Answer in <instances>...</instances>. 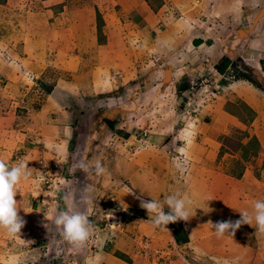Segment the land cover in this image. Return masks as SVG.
Listing matches in <instances>:
<instances>
[{"label":"rangeland","instance_id":"rangeland-1","mask_svg":"<svg viewBox=\"0 0 264 264\" xmlns=\"http://www.w3.org/2000/svg\"><path fill=\"white\" fill-rule=\"evenodd\" d=\"M259 1L264 11V0ZM261 10H252L257 13L255 22L262 16ZM193 25L208 32L204 46L196 48L195 38L192 40L188 32L190 36L173 40L164 50L152 41L154 36L148 29L132 26L111 0H0V130L22 133L21 139L11 137L21 146H0V153L5 151L0 158L10 164L24 160L35 165L38 154L29 152L39 146L34 142V133H44L43 127L55 111L54 104L71 112L73 128L69 138L71 155L61 162L65 164L57 167V160L45 158L48 164L31 169L25 186L27 193L46 195L44 206H32L40 213L35 216L40 221L33 222L38 230L33 238L39 247L31 244L30 229L20 237L8 236L4 238L7 245L0 244V264H104L100 252L112 253L115 239L130 244L143 264H158L161 258L158 260L156 248L150 245L147 212L140 207V200L132 202L125 193L136 191L132 184L144 189L143 199L160 201V192L157 196L153 193L156 183L164 185L168 194L189 193L193 173L201 168L233 180L247 169L257 187L256 196L264 201V149L251 135V129L245 128L255 113L242 102L250 101L249 90L254 91L252 96L257 102L264 101V82L249 73H245L246 78L239 77L232 70L242 72L240 61L246 49L256 47L253 41L263 40L260 37H264V29L256 23L242 24L247 35H239L241 43L231 52L222 48L225 24L217 20L208 26L211 30L203 24ZM117 51L120 55H115ZM263 57L257 59L264 65ZM223 59L232 65L220 73ZM98 76L103 81L101 87ZM237 80L242 82L232 87L231 94L225 86ZM55 91L64 94L54 96ZM222 113L234 116L239 122L237 127L219 125L217 117ZM185 157L187 165L178 169L176 161ZM133 158L143 165L135 176L127 169ZM97 161L107 169L105 174L95 172ZM81 165H87L88 171ZM47 170L53 180L63 175L64 182H49ZM143 175L147 177L146 187H141ZM63 191L67 193L65 199L69 197L68 201L86 211L95 226L93 239L81 249L73 248L58 230L54 231L56 208L63 209L66 202L60 195ZM86 191L93 200L91 206L81 203ZM194 191L202 193L195 186ZM221 193L216 195L218 203L224 201L219 197ZM234 195L228 201L233 210L219 214L220 220L241 219L243 209L237 202L238 194ZM192 210L190 217L196 221L199 209ZM182 224L178 221L184 230ZM183 232L186 234V230ZM233 237L240 249L243 247L240 257L246 258L247 252L251 264H264V256L258 260L249 257L250 252L259 253V247L264 246V235L256 232L255 221L251 226L241 225ZM22 239L24 242L19 241ZM148 251L150 258L146 257ZM194 264L205 263L195 260Z\"/></svg>","mask_w":264,"mask_h":264},{"label":"crops","instance_id":"crops-1","mask_svg":"<svg viewBox=\"0 0 264 264\" xmlns=\"http://www.w3.org/2000/svg\"><path fill=\"white\" fill-rule=\"evenodd\" d=\"M114 7H118L119 12L121 15L127 17L128 22L132 26H144L145 29H148L151 36H154V39L152 41L158 42V45L161 47H164V50L166 48L171 47V43L173 40H178L183 36L189 35L191 32V39L195 38V44L197 45L196 48H200L201 46H204L205 36H207L208 32L200 31L198 28H196V25H193L195 23L203 24L208 30H211L208 26L211 24H215L218 21L222 22L227 26L226 33H224L223 38L225 39V43L222 45L223 50H231V52H234V45L241 43V39L239 38L241 33L246 37V30H243L244 28L241 27L244 23H256L261 28L264 29V11L261 10L262 3H259V0H111ZM261 5V7H258V5ZM260 8L259 14L262 16L258 18L257 22L253 20V18H256L257 13H252V10L255 9L258 12V9ZM222 9V10H221ZM253 15L251 18L252 20H248L249 16ZM177 26V27H173ZM232 26V27H231ZM174 30V31H172ZM189 32V33H188ZM180 33V34H177ZM138 34V32H137ZM180 35V36H179ZM240 35V36H239ZM179 36V39H178ZM190 36V35H189ZM261 36V35H260ZM242 38V37H241ZM263 40L260 42L257 40L251 41L254 46H256L254 49H246V56L242 57V59L250 58L253 61L256 62V64L259 66L260 70H264V65L259 61L258 57L264 56V37ZM204 39V40H203ZM227 39V40H226ZM203 40V41H200ZM151 41V40H150ZM239 42V43H238ZM250 42V43H251ZM207 43V42H206ZM209 45V44H208ZM125 47V44H124ZM119 54V52H115V55ZM264 59V57H263ZM264 61V60H262ZM96 70H93L91 72V75H95ZM264 75V73L262 74ZM99 78V76H98ZM242 81H231L228 82V84L225 86L227 90L232 89L233 86L236 84H239ZM96 86V85H95ZM98 86H103L102 78H99ZM242 90V89H241ZM255 91H259L258 89H255ZM260 92V91H259ZM233 92L231 91V94ZM264 93V92H261ZM64 94V92H61L58 94V91H55V95H61ZM249 95L250 101H245L240 98V96L236 95L239 99H242V102L245 103L251 111L255 113V118L252 121L251 124L248 126H245L247 130L251 129L253 132L251 135H254V137L257 140V143L259 144L260 148L264 149V101L260 102L256 101V97L252 96L254 95V91H250L247 93ZM257 102V103H256ZM55 105V111L52 113L49 117V124L47 125L45 123L44 133H34L36 135L34 137V142L36 144L39 143V146L36 148H31L29 152L31 154H38L37 155V163L34 165H31L29 161L27 162L29 165L28 167L33 170L34 167H42V165L48 164L45 158H49L50 160H57V164L55 166H62L65 163L62 161L64 159L68 160L69 155H71L70 149H69V138L72 134L73 128L71 126V112L69 110H65L63 108H60L59 104ZM41 115V114H39ZM6 119V118H5ZM220 119L221 121H217L223 123V127L227 126L226 124H229V126H236L239 124L238 120L234 118V116L228 114V113H222V115H219L217 117V120ZM220 125V124H219ZM23 129V128H22ZM222 131H226L227 128L221 129ZM1 131V130H0ZM40 131V129L38 130ZM5 132V134H4ZM20 131H12L7 130L1 131L0 135V146L5 147L6 149L9 146H21L18 145V139L22 138L19 137L20 134H22ZM3 133V134H2ZM7 133V134H6ZM19 133V135H18ZM15 136L17 139V142H15V138H11ZM18 135V136H17ZM28 136V135H27ZM41 136V137H40ZM26 138H23V142L25 143ZM15 144V145H14ZM26 144V143H25ZM53 144V145H50ZM9 151V150H8ZM26 153V152H25ZM45 153V154H43ZM47 153H49L47 155ZM1 155L5 154V151H1ZM24 159H27L26 156L23 157ZM139 158V157H138ZM61 161H60V160ZM141 159V158H139ZM0 160H2L0 158ZM6 164L12 165L10 163H7L8 161L3 160ZM144 164V163H143ZM130 165V166H129ZM127 167L128 173H131L132 176H135L138 171V169L143 168V165L139 164L135 158H133L132 163H130ZM131 167V168H130ZM135 168V169H134ZM126 169V170H127ZM55 171V170H54ZM49 172V173H48ZM48 181L55 183L57 180L60 182L62 181V176H59L55 178L54 180L51 177L50 170L47 172ZM144 178L143 185L141 187H146L147 177ZM131 176H129L130 178ZM55 181V182H54ZM28 182V181H27ZM27 182H22V188L17 189V195L15 197L18 207L20 202L29 200V204L24 202V205H27V209L24 210L23 207H19V215L24 219L25 225L21 229V233L23 236V231L29 230L32 231V243L33 246H36V231L37 227L35 228V221H40L39 218L37 219L35 216H38L40 213L38 211H34L32 206L38 205L40 207L44 206V200H46V195H43V192H38V194L33 193H27V189L25 186H27ZM257 182V181H256ZM46 183H48L46 181ZM192 189L188 193L182 192L184 196H186L188 199L192 201L191 209L192 212H196L197 216L196 221L189 220V224H185V222H182L184 227L183 229L186 230V236H187V242L186 243H176L172 231L168 228V230H163L161 228L153 226L150 222H147V225L149 227V234H150V245L155 249L156 253L159 255L158 260L156 263L158 264H194L195 260L197 262L200 260H204L205 264H235L233 261L238 262L239 264H251V259L247 258L248 253L246 252V258L240 257L242 249H240L241 245H238L235 241L234 237H223V238H217L215 235V230L213 226L209 223V221L212 222V224H216L217 222L225 221L220 220L219 214L223 213L224 215L228 214V212H231V210L228 204V201L230 202L232 199V196H235L234 194H238L237 202L240 204L239 206L243 211H249L252 210V205L257 200H263L261 196H256V193L258 191L256 190V185L254 182V179L252 175L248 172V170H244V172L241 174V176L238 179L233 180L231 177L225 175V174H218L214 171H207L205 172L202 168L201 171H198L197 173H193L192 176ZM64 184V183H63ZM134 189L136 191H131L126 194L130 195V200L137 199V197H141L142 194H144L143 190L138 189L134 184H132ZM20 186V185H19ZM194 186L198 189L200 188L202 193L194 191ZM51 186L49 185L50 188ZM60 187V186H57ZM156 189L153 190L154 195H159L161 198H158L160 201L168 195H172L173 193H167L166 187L164 188V185H161L159 183H156ZM64 185H62L61 189L64 190ZM236 188V189H235ZM234 190H239L233 191ZM46 190V189H44ZM66 191H69L68 186L66 185ZM66 191L61 192L64 197L62 199H65ZM46 192V191H45ZM218 192H222L219 194V197H222L224 201L222 203H218L216 200V195ZM175 194V193H174ZM197 194V195H195ZM69 195V193H68ZM156 195V196H157ZM189 195H192L189 197ZM155 197V196H154ZM33 198V199H31ZM237 198V196H236ZM68 199H70L68 197ZM68 199H65V204L63 206L64 210L66 208V205L68 203ZM39 201L41 203H39ZM133 202V201H132ZM225 202V203H224ZM222 204V205H221ZM212 209V211L205 213L208 211L207 207ZM26 207V206H25ZM36 210V209H35ZM41 210V209H40ZM144 210V209H143ZM222 210V211H220ZM59 211L58 208H56V213ZM191 211V210H190ZM201 211V213H200ZM44 215V214H43ZM30 216V217H26ZM148 220L149 218L146 217ZM36 219V220H34ZM44 219V218H42ZM144 221L145 218H144ZM44 222V221H43ZM202 223V224H201ZM56 227V225L54 226ZM53 227V229H54ZM136 227V226H135ZM189 227V228H188ZM186 228V229H185ZM57 227L54 231H57ZM59 231V230H58ZM5 232L0 231V244L7 245V239L9 235H5ZM140 234L145 236L144 233ZM6 236V237H3ZM33 236L35 238H33ZM121 235H118L119 237ZM126 236V235H125ZM128 238V237H127ZM234 238V239H233ZM133 239V238H132ZM20 242H24V240H19ZM134 241V240H133ZM35 243V245H34ZM150 245L146 244L145 246L149 247ZM39 247V243L37 245ZM112 247L113 250L112 253H105L104 250L101 251L102 258L104 259V264H143V261L136 258V254H134L133 248L130 244H123L119 239H115L112 241ZM146 247V248H147ZM259 253L258 251L255 253L254 250L249 253L255 260H258L264 256V246L259 247ZM257 249V248H256ZM116 253H120L127 257L128 260L123 261L119 259L116 256ZM141 253H144L141 252ZM262 254V255H261ZM145 255V254H144ZM4 259V256H1ZM139 257V256H138ZM149 257V251L147 253V256ZM154 257H156L154 255ZM191 257V258H189ZM141 258V256L139 257ZM134 259L138 260V263H135ZM190 259V261L188 260ZM153 261V258H152ZM210 261V262H209ZM203 263V262H202Z\"/></svg>","mask_w":264,"mask_h":264},{"label":"clouds","instance_id":"clouds-1","mask_svg":"<svg viewBox=\"0 0 264 264\" xmlns=\"http://www.w3.org/2000/svg\"><path fill=\"white\" fill-rule=\"evenodd\" d=\"M188 160H177L175 166L183 170ZM24 160H18L12 165L6 164L0 160V231L7 233L11 237H20L21 229L25 225L24 219L18 214L20 208L15 199L17 188L22 182H27L31 178V169ZM82 169L88 171L87 165H81ZM95 172L105 174L107 169L102 162L97 161L94 165ZM140 200V207L147 212L149 220L153 226L168 230L167 225L178 221H189L192 201L184 196L183 193H175L165 196L161 201L154 199ZM81 203L91 206L93 200L91 196L85 192L81 196ZM207 207V205H206ZM165 208L168 209L167 213ZM208 213L212 209L208 208ZM241 219L233 221H221L216 224L209 223L215 230L217 238L226 236L233 237L236 230L243 224L252 225L255 221L256 232L264 235V201L257 200L252 205L251 212H240ZM45 219L46 216H45ZM54 223L60 232L63 240L75 249L85 247L94 237L95 226L89 219L86 211L79 209L78 205L72 201H68L64 210H59L54 216ZM47 229V224H45Z\"/></svg>","mask_w":264,"mask_h":264},{"label":"trees","instance_id":"trees-1","mask_svg":"<svg viewBox=\"0 0 264 264\" xmlns=\"http://www.w3.org/2000/svg\"><path fill=\"white\" fill-rule=\"evenodd\" d=\"M231 65L232 64L229 63V61L227 59H223L222 63H221V66L218 68V72L224 73L226 68H229ZM232 70L239 77L246 78V75H245L244 72H240L238 70H234L233 68H232ZM244 107L246 109L250 110V108L247 105H244ZM141 212H144V211H141ZM145 216H147V215H145ZM167 228H169L172 231V234H173V237H174L176 243L180 244V243H186L187 242V236H186L185 232H183L184 230H182L181 226L178 225V222L171 223V224L167 225ZM116 256L119 259L123 260V261L128 260L127 257H125L124 255H122L120 253H116Z\"/></svg>","mask_w":264,"mask_h":264},{"label":"water","instance_id":"water-1","mask_svg":"<svg viewBox=\"0 0 264 264\" xmlns=\"http://www.w3.org/2000/svg\"><path fill=\"white\" fill-rule=\"evenodd\" d=\"M240 63H241L240 70H242V72L249 73L253 77H255L257 81L264 82L262 77V72L255 61H253L250 58H247V59H242Z\"/></svg>","mask_w":264,"mask_h":264},{"label":"built area","instance_id":"built-area-1","mask_svg":"<svg viewBox=\"0 0 264 264\" xmlns=\"http://www.w3.org/2000/svg\"><path fill=\"white\" fill-rule=\"evenodd\" d=\"M49 187V186H48Z\"/></svg>","mask_w":264,"mask_h":264}]
</instances>
